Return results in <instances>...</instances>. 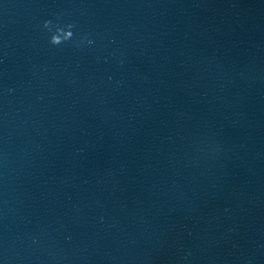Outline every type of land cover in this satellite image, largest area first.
<instances>
[{
    "label": "water",
    "instance_id": "95a60500",
    "mask_svg": "<svg viewBox=\"0 0 264 264\" xmlns=\"http://www.w3.org/2000/svg\"><path fill=\"white\" fill-rule=\"evenodd\" d=\"M0 264H264V0H0Z\"/></svg>",
    "mask_w": 264,
    "mask_h": 264
},
{
    "label": "clouds",
    "instance_id": "9594fccd",
    "mask_svg": "<svg viewBox=\"0 0 264 264\" xmlns=\"http://www.w3.org/2000/svg\"><path fill=\"white\" fill-rule=\"evenodd\" d=\"M44 27L45 28H49V23L46 22L44 24ZM71 27H72L71 25L67 26L68 29H71ZM56 31L58 33H62L63 35L62 36L56 35V34L52 35L51 39L49 41V43L52 46L60 45L62 42H66V41H68V40H70L72 38V32L70 30H62V29L57 28ZM88 43L91 44L92 41L89 40Z\"/></svg>",
    "mask_w": 264,
    "mask_h": 264
}]
</instances>
